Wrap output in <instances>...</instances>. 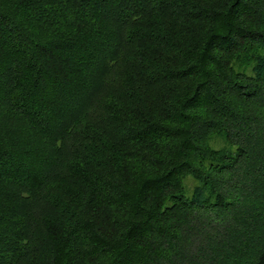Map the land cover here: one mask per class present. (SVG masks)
I'll list each match as a JSON object with an SVG mask.
<instances>
[{"label": "trees", "instance_id": "obj_1", "mask_svg": "<svg viewBox=\"0 0 264 264\" xmlns=\"http://www.w3.org/2000/svg\"><path fill=\"white\" fill-rule=\"evenodd\" d=\"M244 188L264 0H0V264H264V205L238 243L206 219Z\"/></svg>", "mask_w": 264, "mask_h": 264}, {"label": "rangeland", "instance_id": "obj_2", "mask_svg": "<svg viewBox=\"0 0 264 264\" xmlns=\"http://www.w3.org/2000/svg\"><path fill=\"white\" fill-rule=\"evenodd\" d=\"M239 141H241V140H239ZM254 142L255 141L252 140L251 144H253ZM244 143L246 145V142H244ZM209 145L213 149L224 150V151L227 150V151H230L231 153H235V151H236V147H233L230 143H228L227 139L225 138V136L223 134L213 135L209 139ZM259 162L260 161L258 159L257 164L254 165L255 159H253L250 162L245 163V164H247L246 167H248V170H249L252 165L254 167H256V166L259 167L260 166ZM245 172H247V170ZM247 173H249V172H247ZM236 182L241 187L242 183H241L240 179ZM245 184L249 185L248 183H245ZM185 185L188 188V195L194 196V194L196 192L200 193L198 182H196V180H193L191 177H188L185 180ZM237 193H239V191H237ZM253 194L254 193L251 192V189L249 190V188H244L243 191L238 194L239 199L236 201L237 205H236V208L234 209V211H230L229 213L218 214L219 216H221V218L218 217L217 214L208 215L205 212H202V213L200 212L201 218H203V216L206 217L208 215V217H206L207 221H209V220L216 221L219 224V227H217V228H219V232L224 231L223 229L226 230L227 227L234 228V230L229 234V236L224 238V240H226L227 238L230 237V239H232V240L233 239L237 240L236 243H238L240 241V238L242 237V233L244 232L242 227H240L238 224H242V223L245 224L244 220H245V222L247 221V223L251 222L250 218H253V216L256 213L258 214V212H262V209H263L264 199H258V198H256V196H253ZM234 218H237L238 220H240V222H238L237 224L230 225L231 223L235 222ZM208 242L209 243L208 244L206 243L204 246L206 248L210 249V247H212V246H210V239L208 240ZM196 260H198V259L196 258ZM192 264H194V262H192Z\"/></svg>", "mask_w": 264, "mask_h": 264}]
</instances>
